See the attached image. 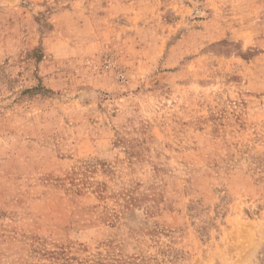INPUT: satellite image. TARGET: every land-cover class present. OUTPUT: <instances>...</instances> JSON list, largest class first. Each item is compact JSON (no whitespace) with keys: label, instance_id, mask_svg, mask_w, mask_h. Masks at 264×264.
Instances as JSON below:
<instances>
[{"label":"rangeland","instance_id":"374dc122","mask_svg":"<svg viewBox=\"0 0 264 264\" xmlns=\"http://www.w3.org/2000/svg\"><path fill=\"white\" fill-rule=\"evenodd\" d=\"M0 264H264V0H0Z\"/></svg>","mask_w":264,"mask_h":264}]
</instances>
